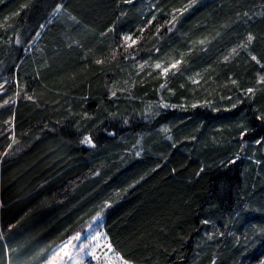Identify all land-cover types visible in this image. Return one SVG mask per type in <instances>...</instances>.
<instances>
[{"label": "trees", "instance_id": "16d2710c", "mask_svg": "<svg viewBox=\"0 0 264 264\" xmlns=\"http://www.w3.org/2000/svg\"><path fill=\"white\" fill-rule=\"evenodd\" d=\"M98 216L132 264H264V0H0V264Z\"/></svg>", "mask_w": 264, "mask_h": 264}, {"label": "rangeland", "instance_id": "374dc122", "mask_svg": "<svg viewBox=\"0 0 264 264\" xmlns=\"http://www.w3.org/2000/svg\"><path fill=\"white\" fill-rule=\"evenodd\" d=\"M12 121L13 119L10 118L9 123ZM76 237L79 239H74ZM70 240L76 245L75 248L67 243ZM68 241L57 247L43 264H122L118 259L121 256L112 246L111 250L108 248L111 244L103 228V216L93 219L82 233L75 234ZM69 255L72 256V261H68Z\"/></svg>", "mask_w": 264, "mask_h": 264}, {"label": "snow or ice", "instance_id": "6c2138e0", "mask_svg": "<svg viewBox=\"0 0 264 264\" xmlns=\"http://www.w3.org/2000/svg\"><path fill=\"white\" fill-rule=\"evenodd\" d=\"M126 39H130V37L129 38H126ZM249 40H251V37H249ZM253 59H255V58H253ZM157 67H160V65H157ZM173 67H175V65H173ZM88 142H90V141H88ZM74 239H76V240H78L79 239V237H76V238H74ZM68 244H71L72 245V247L73 248H75L76 247V245L75 244H73V242L70 240V241H68L67 242ZM108 248H109V250H111V245H108ZM81 251H83V248H81ZM92 255H95L94 253H92ZM72 256L71 255H69L68 256V261H72ZM118 259L119 260H121V262H122V264H129V262L128 261H125V260H123V258L122 257H118ZM8 264H12V261L11 260H9L8 261Z\"/></svg>", "mask_w": 264, "mask_h": 264}]
</instances>
